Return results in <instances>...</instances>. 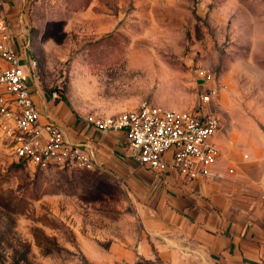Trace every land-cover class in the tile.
Wrapping results in <instances>:
<instances>
[{
	"label": "rangeland",
	"instance_id": "1",
	"mask_svg": "<svg viewBox=\"0 0 264 264\" xmlns=\"http://www.w3.org/2000/svg\"><path fill=\"white\" fill-rule=\"evenodd\" d=\"M3 18L31 81L73 116L209 111L223 165L264 148V0H0ZM144 232L111 174L36 169L0 133V264H129Z\"/></svg>",
	"mask_w": 264,
	"mask_h": 264
},
{
	"label": "crops",
	"instance_id": "2",
	"mask_svg": "<svg viewBox=\"0 0 264 264\" xmlns=\"http://www.w3.org/2000/svg\"><path fill=\"white\" fill-rule=\"evenodd\" d=\"M14 44L20 53L15 38ZM29 87L42 122L59 121L67 139L94 159L97 171L115 177L139 203L145 236L126 251L127 263L264 264V148L253 163L223 165L222 156L215 176L186 181L176 172L137 164L124 132L98 131L88 116H73L61 101L46 96L37 81L30 79Z\"/></svg>",
	"mask_w": 264,
	"mask_h": 264
},
{
	"label": "built area",
	"instance_id": "3",
	"mask_svg": "<svg viewBox=\"0 0 264 264\" xmlns=\"http://www.w3.org/2000/svg\"><path fill=\"white\" fill-rule=\"evenodd\" d=\"M198 77L205 83L212 79L205 71ZM30 79L11 28L6 19H0V133L11 142L15 156L36 169L97 170L94 159L69 141L60 126L42 122ZM59 95L53 92L52 99H60ZM210 102L211 96L204 94L202 104ZM87 123L101 132H124L134 162L158 173L176 172L186 181L215 176L222 157L216 142L221 121L209 111L168 110L144 103L130 112L88 116Z\"/></svg>",
	"mask_w": 264,
	"mask_h": 264
},
{
	"label": "water",
	"instance_id": "4",
	"mask_svg": "<svg viewBox=\"0 0 264 264\" xmlns=\"http://www.w3.org/2000/svg\"><path fill=\"white\" fill-rule=\"evenodd\" d=\"M199 84H203L204 83V81L203 80H201V79H198V81H197Z\"/></svg>",
	"mask_w": 264,
	"mask_h": 264
},
{
	"label": "trees",
	"instance_id": "5",
	"mask_svg": "<svg viewBox=\"0 0 264 264\" xmlns=\"http://www.w3.org/2000/svg\"><path fill=\"white\" fill-rule=\"evenodd\" d=\"M145 264H154V263H151V262H146Z\"/></svg>",
	"mask_w": 264,
	"mask_h": 264
}]
</instances>
